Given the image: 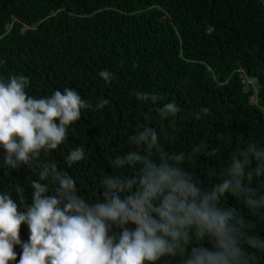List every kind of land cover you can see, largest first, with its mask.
<instances>
[{"label":"trees","instance_id":"16d2710c","mask_svg":"<svg viewBox=\"0 0 264 264\" xmlns=\"http://www.w3.org/2000/svg\"><path fill=\"white\" fill-rule=\"evenodd\" d=\"M3 2L0 76H28L27 90L37 97L72 88L93 105L110 100L83 110L65 143L41 152L31 167H0V190L18 203H30V183L49 162L76 179L85 196L99 195L101 177L113 171L117 155L135 149L128 139L143 124L157 129L165 152L185 153L183 166L205 187L224 177L241 147L264 143V0ZM105 69L110 83L98 75ZM136 92L175 100L181 111L161 119ZM80 146L84 160L68 167V151ZM20 237H28L24 225Z\"/></svg>","mask_w":264,"mask_h":264},{"label":"clouds","instance_id":"9594fccd","mask_svg":"<svg viewBox=\"0 0 264 264\" xmlns=\"http://www.w3.org/2000/svg\"><path fill=\"white\" fill-rule=\"evenodd\" d=\"M98 75L105 83L113 77L106 69ZM29 85L24 74L0 76V167L11 171L64 144L83 110L110 104L104 98L93 105L72 88L37 97ZM135 96L156 106L161 119L181 111L157 93ZM128 142L135 149L112 161L99 195L85 196L51 162L31 181L30 203L0 190V264H264V143L241 147L224 177L205 187L183 166L185 153L164 151L155 127L139 126ZM85 155L83 146L71 148L67 166Z\"/></svg>","mask_w":264,"mask_h":264},{"label":"water","instance_id":"95a60500","mask_svg":"<svg viewBox=\"0 0 264 264\" xmlns=\"http://www.w3.org/2000/svg\"><path fill=\"white\" fill-rule=\"evenodd\" d=\"M6 1H7V0H4L3 4H5V3H6Z\"/></svg>","mask_w":264,"mask_h":264}]
</instances>
